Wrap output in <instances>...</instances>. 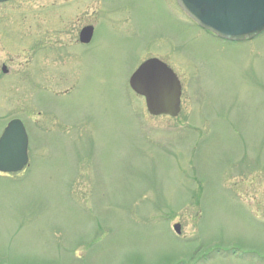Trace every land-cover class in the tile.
<instances>
[{
	"label": "rangeland",
	"instance_id": "374dc122",
	"mask_svg": "<svg viewBox=\"0 0 264 264\" xmlns=\"http://www.w3.org/2000/svg\"><path fill=\"white\" fill-rule=\"evenodd\" d=\"M153 57L177 118L129 87ZM13 119L29 164L0 173V264H264V33L224 42L175 0L0 4V137Z\"/></svg>",
	"mask_w": 264,
	"mask_h": 264
},
{
	"label": "water",
	"instance_id": "95a60500",
	"mask_svg": "<svg viewBox=\"0 0 264 264\" xmlns=\"http://www.w3.org/2000/svg\"><path fill=\"white\" fill-rule=\"evenodd\" d=\"M10 0H0V3ZM179 7L201 28L223 40L241 42L264 32V0H177ZM92 29L82 34L89 42ZM135 93L144 96L152 116L177 117L182 87L175 73L158 59L139 67L130 78ZM29 139L23 122L12 120L0 138V172L17 173L29 162ZM180 225L174 226L180 234Z\"/></svg>",
	"mask_w": 264,
	"mask_h": 264
},
{
	"label": "flooded vegetation",
	"instance_id": "af4514ba",
	"mask_svg": "<svg viewBox=\"0 0 264 264\" xmlns=\"http://www.w3.org/2000/svg\"><path fill=\"white\" fill-rule=\"evenodd\" d=\"M78 1H79V0H78ZM89 26H93V28H94V36H93L92 41H91L90 44H88V45H91V44L94 42V40H95L96 28H95L94 25H90V24H89V25L83 27L81 30H79V31L77 32V36H76L77 38L75 37V35H76V34H75V31L72 32V38H73V39L76 38V44H77V45H78V44L84 45V44H82V43L80 42L81 31H82L84 28H87V27H89ZM40 45H42V47L39 48V50L44 49L45 45H44V42H43V41H41ZM77 45H75V46H77ZM5 67H6V66H5L4 64L1 65V71H2Z\"/></svg>",
	"mask_w": 264,
	"mask_h": 264
}]
</instances>
